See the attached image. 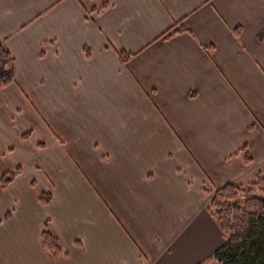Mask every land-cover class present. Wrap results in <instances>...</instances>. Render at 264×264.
Listing matches in <instances>:
<instances>
[{
  "label": "crops",
  "instance_id": "1",
  "mask_svg": "<svg viewBox=\"0 0 264 264\" xmlns=\"http://www.w3.org/2000/svg\"><path fill=\"white\" fill-rule=\"evenodd\" d=\"M0 44V264L212 259L205 187L264 176V0H0Z\"/></svg>",
  "mask_w": 264,
  "mask_h": 264
},
{
  "label": "trees",
  "instance_id": "2",
  "mask_svg": "<svg viewBox=\"0 0 264 264\" xmlns=\"http://www.w3.org/2000/svg\"><path fill=\"white\" fill-rule=\"evenodd\" d=\"M181 32L191 33V29L183 23L174 31ZM236 34L239 36L240 29L236 30ZM119 56L126 63L133 54L120 51ZM14 78V57L5 45L0 44V87L8 86ZM240 153L247 165L254 163L255 158L248 146H244ZM21 172L19 167L2 175L1 188L5 189ZM205 190L212 193L208 209L225 236L224 245L215 252L213 258L218 264H264V176L259 175L249 188L228 182L213 191L207 186ZM39 197L44 204H49L52 200V195L48 192H41ZM41 239L43 248L52 256H68V251L48 223L42 230Z\"/></svg>",
  "mask_w": 264,
  "mask_h": 264
},
{
  "label": "rangeland",
  "instance_id": "3",
  "mask_svg": "<svg viewBox=\"0 0 264 264\" xmlns=\"http://www.w3.org/2000/svg\"><path fill=\"white\" fill-rule=\"evenodd\" d=\"M251 185L247 186L246 188H249ZM205 264H218V262L216 261L215 258L210 259L208 262H206Z\"/></svg>",
  "mask_w": 264,
  "mask_h": 264
}]
</instances>
